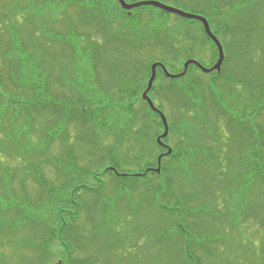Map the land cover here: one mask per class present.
I'll use <instances>...</instances> for the list:
<instances>
[{
  "label": "rangeland",
  "instance_id": "1",
  "mask_svg": "<svg viewBox=\"0 0 264 264\" xmlns=\"http://www.w3.org/2000/svg\"><path fill=\"white\" fill-rule=\"evenodd\" d=\"M138 1L146 0L128 2ZM152 1L206 18L225 53L222 77L213 79V74H202L190 65L185 79L168 81L157 67L153 87L147 93L167 121L168 134L161 142L171 153L180 150L182 156L189 152L184 159L163 160L165 166L176 169L179 184L186 191L192 183L199 189L209 184L210 191L200 196L209 204L202 208L204 215L189 218L198 225L192 240L214 239V264H264V209L254 208L257 219L237 217L250 200V191L255 190L256 198L264 201L257 195L258 185L250 187L253 172L247 165L251 157L244 164H240L242 158L237 159L238 150L250 142L247 125L256 123L264 135V109L256 120H250L253 110L264 105V0L260 1L261 13L250 11L246 25L243 19L238 23L239 14L255 0ZM217 57L216 46L201 23L188 24L151 6L137 7L133 15L125 16L113 0H0V167L5 165L10 171L0 168V182L14 192L6 199L0 197V264H36L38 252L52 250L41 243L43 235L34 239L30 233V223L49 227V221L44 210L32 211L24 193L34 198L39 190L34 176L41 178L37 167L41 168L43 157L56 160L55 166H43L44 177L56 186L59 170H68L67 159L78 165L71 177L75 183L93 187L96 178L94 172L89 174L91 164L99 174L97 179L104 180L100 175L103 166L99 165L105 164L100 159L108 146L116 151L121 173L136 172L147 164L155 169L161 148L153 144L152 136L157 133L158 137L164 129L140 103L150 77V71L142 66L158 62L176 75L188 59L207 68ZM196 78L201 85L195 83ZM205 84L215 87L217 98L241 120L237 132L212 110L211 93ZM135 99L128 112L129 102ZM60 110L66 117L60 116ZM130 113L133 130L141 126L146 131L141 139L134 131L132 135L127 130L119 132L120 120L129 122ZM75 114L85 123L84 129H80L78 118L69 120ZM190 140L202 147L201 155L195 154L197 180L188 170ZM64 144L75 156L67 154ZM262 154L264 159V148ZM70 168L75 169L74 163ZM80 168L86 173L80 174ZM239 173L243 195L231 199L228 194L238 188L232 182ZM112 187L110 181L99 197L86 195L89 208L96 202V214L80 215L77 235L84 251L77 248L78 242L70 243L67 251L72 258L84 260L78 264H107L108 259L109 264H169L182 241L175 239L178 228L174 223L179 217H168L167 209L173 204L161 201L150 205V194H160L151 187L147 194L143 186L130 190ZM173 195L177 199L180 194ZM117 241L120 246L107 249ZM195 249L198 251L196 245ZM53 251L56 255L50 264H59L57 260H62L66 250L54 244Z\"/></svg>",
  "mask_w": 264,
  "mask_h": 264
},
{
  "label": "trees",
  "instance_id": "2",
  "mask_svg": "<svg viewBox=\"0 0 264 264\" xmlns=\"http://www.w3.org/2000/svg\"><path fill=\"white\" fill-rule=\"evenodd\" d=\"M260 1L261 0H255L253 4H248V6L244 9L245 12L239 14L238 23H241V19H243L242 23L246 22L245 24H243V25H246L247 20L249 19L248 15L250 11L252 13L254 12V14L255 12H258V11L259 13H261L263 8H262V4L260 3ZM166 14H169V13H166ZM176 17L183 20L184 22H187L188 24L197 22V21H193L190 19L189 20L184 19L178 16ZM150 61H153V60H150ZM151 64L150 63L148 64L147 62L146 66L143 65L142 68L143 69L147 68L148 69L147 71L149 72ZM141 69L136 71L135 77L137 76V73L139 74V71H141ZM159 73H160V76H162L164 79L166 78L161 69H159ZM220 75L221 74L217 75V78L222 77V75L221 76ZM186 77H187V74H185L182 77V80L185 79ZM195 81H196L195 83H198L199 85H201V82H199L200 80L198 78H196ZM210 82H212V79H210ZM207 84H205L204 88L209 90V92L211 93L212 98L210 100L213 105V107L211 106L212 110H215L216 113L219 114L221 119L225 120L226 126L230 127L232 131L237 132V129L240 128L242 125V123H240L241 120L237 118L235 115H233L232 112L230 113L227 110V108L229 107L220 106L218 102V98L216 96L215 87L214 89H212L210 88V86H206ZM135 103H136V99L135 101L129 102L128 108H127L128 112L129 110L132 111L133 105H135ZM140 103L144 105L146 113H148L149 115L151 114L153 116L154 121H156L155 124L162 126L160 117L157 115V113L154 111H151L149 107L147 106V104L142 101V99L140 100ZM156 107L157 109L160 110L159 106H156ZM263 109H264V105L258 106L257 109H254L253 117L250 120H256L259 114L261 113V110ZM60 112H61V115H60L61 117H66L65 114H62L61 110ZM77 115L78 114L70 116L69 120H74L78 118L80 129L81 128L84 129L85 123L83 122L82 119L80 120V116H77ZM132 116H133L132 113H130L128 116L129 122H127L125 118H122L120 120L118 125L121 127V129L119 132H122L123 130L125 131L127 130L128 134L132 135V132L134 131L138 139H141V137L145 136L146 131L144 127H141V126L138 127L137 131L133 130L134 128H132V123H134V120ZM246 128H248L249 130L248 134L250 135V142L248 141L246 145H244L242 148L238 150L240 152L239 153L240 155L239 157H237V159L239 160L242 158V160L241 161L239 160V161H240V164H244L243 162L247 160L248 156L251 157V163L248 162V165H247L248 169H250V172H253V179H252V183L250 184V187H253L254 185H258L259 191L257 195H260L262 198H264V190L260 188L261 186L264 189V172L262 171V169L264 168V159H263V154H262L263 148H264V135L262 134L263 128H260V126L257 125L256 123H254L250 127L247 125ZM257 132L258 134H256ZM157 135L158 134L155 133L152 136V142L154 145L156 144V146L160 148V145H158V143L156 142ZM44 137L47 139L48 138L47 134H44ZM122 140H123L122 138L119 140V142L117 143V146ZM190 142H192V144L191 146H187V148L188 150L190 149L192 151L191 152L192 155H191V158L189 159L191 164L189 165L188 170L191 171V173L193 174L192 178L197 180L199 173L197 172V169H196L197 165H196L195 159H196V155H201L200 150L202 147L197 142H194L191 140ZM63 146L66 149V152L68 155L70 153L75 156V153L73 152L72 149L66 147L65 144ZM237 146L239 145L237 144L236 147ZM46 147H49V144ZM176 152L174 150L170 155H167V156L164 155L161 158V166H160L159 173H156L155 171L145 172L146 169L149 168L147 166H149L150 164H147L143 169L137 170L136 172L131 171V172L121 173L117 169L119 165L116 159V151L114 150L113 146L111 149L108 146L106 147L104 154L101 156V159H100L101 162H104L105 164L101 165L99 163V160H97V162L100 164L99 166L101 167L103 166L100 175L105 176L104 180H102L101 178L97 179V177H99V174H97L96 170H93L90 167V166L94 167V164H91L90 166L88 165V169L90 170L89 174L93 172L95 173L94 177L96 179L95 178L94 179L96 180V183L93 181L94 182L93 187L90 186V184L85 185L83 183H75L71 179V177L77 173L78 165L76 161L71 163L70 159L66 160L69 163V165L67 166L68 167L67 172L64 169L59 170V173H60L59 185L58 186L53 185L55 184V181L52 183L51 181H49L48 179L44 177L43 166H46V167L55 166L54 162H56V160L43 157L42 163H40L41 168L37 167V169H40L41 171V178H39L38 176H34L35 183L39 184L40 186L39 190L35 193L34 198H32V196H30L29 193L28 194H26V192L24 193H25V198L27 200V204L31 206L32 211H35L36 213L37 209L38 211L41 209L44 210L47 216V220L49 221V227L41 226L37 222L30 223L29 225V229H31L30 233L34 239L43 235L41 238V243H44L43 244L44 246L46 245L50 246L49 248H52V250L49 249V251L42 250L38 252L36 262L34 259V263L50 264L51 260L56 255L55 252L53 251L54 244H57L60 248L62 247V249L64 248L66 250L64 251L62 260L61 259L57 260L59 264H78V263L84 262V260L72 258L73 256H71V252L67 250L69 249L70 243L78 242L79 245H76L77 248H79L80 251H84L82 244L80 243L81 238L78 237L77 235V232L79 231L78 222L80 220V215L84 212L85 213L90 212V214H96L94 210L96 202L92 204V206L89 208V206H87L86 201H85L87 199L86 195L89 193H92L90 195L91 197L92 196L94 198L99 197L100 195H102V193L100 192L103 191L105 189V186L107 184H110V181H111L113 183L112 189H116V190L126 188V187H128L129 190L132 188H136V187L141 189L139 186H143L142 189L146 192V194L149 191L148 189L150 187L156 191L158 190L160 192L158 196L150 194V198H151L149 199L150 205H158L157 202L161 203V201L168 205L173 204L172 206L174 207L167 209L168 217L171 220L174 219V217H179L178 221H175L174 223L178 228L175 234L177 237H175V239H178V240L182 239L185 245L182 247L181 245L182 241H181L179 247H175V249L177 248L176 250H174L175 255L170 258L169 264H214V262L211 260V257L214 256V252H215V250L213 249L214 239H205L200 243L193 242L192 239H193V236L196 234L195 232H196V228L198 225L193 220L192 221L189 220V218L191 217L194 218V216L199 217V215H204L202 208L204 209L208 207L209 204L207 202H204V200L200 199V196L201 194L208 193L210 191L209 184L207 188L206 186H204L199 189V186L197 183L195 184L192 183L191 186L193 187L194 191H192V187L188 188V190L186 191L185 187L183 186L184 188L183 189L182 185L179 184L180 182L178 181V178L176 177L177 176L176 169L174 168L173 170L171 167L169 170V167L165 166V161H171L173 159L177 160L179 158L184 159V157H188V154H189V152L186 151V154L184 153V155H182L184 157H182L181 156L182 152H180V150ZM208 159L212 160V157L208 156ZM23 160L26 162V165H28V168H29L30 163L28 164V159L24 157ZM163 160L165 161L163 162ZM59 162H62V161H59ZM73 163H74L75 169L70 168V165ZM156 164H157V158H156ZM3 166H4L3 168L2 167L0 168L4 169L7 172H10L9 169L5 165ZM95 166H96V163H95ZM194 170H196V172ZM79 172L80 174H84L86 173V169L80 168ZM191 173H189V175ZM208 177L209 175L207 176V179ZM234 178L236 179L234 181L232 180L233 181L232 183L238 185V188L236 190L229 192L228 195L230 196L231 199H235L236 197H238V195H241V196L243 195V193L239 192V188H240L239 182H241V180L243 179L242 174L239 173ZM210 180H212L211 177H210ZM1 183L2 182H0V197L1 198L6 199L9 193L14 194V192L11 189L7 191L5 188H3ZM67 184H72V185L71 187H69ZM174 185L178 186L179 188H175ZM174 192L175 193L177 192L180 194L179 198L176 199V197L173 195ZM254 192L255 190L250 191V194H249L250 200L247 201L245 208L241 210V213L237 217L241 216L244 219H246L245 217L252 216V218L257 219L258 215H257L256 209H260V208L264 209V201L260 202L261 199L256 198V193ZM178 206H180V208H177ZM255 207L256 209H254ZM21 214H22L21 211L16 210V215L21 216ZM150 232L151 230H149L148 233ZM136 245L137 243L134 242L135 247ZM195 245L197 246L198 251L195 249ZM118 246H120L119 241H117L116 243H112L111 245H108L107 249L114 250ZM46 261H48V263ZM107 264H109V259L107 260Z\"/></svg>",
  "mask_w": 264,
  "mask_h": 264
},
{
  "label": "water",
  "instance_id": "3",
  "mask_svg": "<svg viewBox=\"0 0 264 264\" xmlns=\"http://www.w3.org/2000/svg\"><path fill=\"white\" fill-rule=\"evenodd\" d=\"M117 2L120 4V6L124 10H131V9H134V8H137V7H140V6H151V7H155L157 9L163 10V11H165L167 13L176 15V16L181 17V18H184V19H192V20L198 21L199 23H201V25L203 27V30H204V33L207 35V37H209V39L216 46L217 53H218L217 61L215 62V64L211 68H205L199 62H197V61H195L193 59H188L183 64V70H182V72L179 73V74H176V75H173V74L168 73L167 70L165 69V67L163 66V64H161V63L156 62V63H153L150 66V77H149V79L147 81L146 89L142 93L141 98H142V100H144L147 103L148 107L152 111H154V112L157 113V115L161 119V122H162L163 129L164 130H163V133L156 138V142L158 143V145L167 148V152L164 153V154H160L157 157V167L155 169L148 168V169H146L145 172H147V171H155L156 173H159L160 172V165H161V158L164 155L165 156L170 155L171 154V149L168 146H166L165 144H163L161 142V139L165 138L167 136V134H168V125H167L166 118H165L164 114L159 109H157L154 106L153 102L151 101V99L147 95V93L151 89L152 84H153V81H154V79L156 77V68L157 67H160L162 69L163 74L167 78H173V79L183 77L186 74L187 69H188V67L190 65L196 66L202 73H205V74H210L212 72L219 73L220 72V69H221L222 62L224 60V51H223V47H222L220 41L211 32V30L209 28V24H208L207 19L204 18V17H202V16L188 14V13L183 12L182 10H179V9L170 7L168 5H165V4L161 3V2L152 1V0L138 1V2H135V3H131V4H128L125 0H117ZM142 174H140V175H142Z\"/></svg>",
  "mask_w": 264,
  "mask_h": 264
},
{
  "label": "flooded vegetation",
  "instance_id": "4",
  "mask_svg": "<svg viewBox=\"0 0 264 264\" xmlns=\"http://www.w3.org/2000/svg\"><path fill=\"white\" fill-rule=\"evenodd\" d=\"M128 4H131V3H129L128 1L129 0H125ZM113 2L116 4V6L119 8V11H120V13L121 14H125V16H130V15H132L133 14V10L134 9H136V8H134V9H131V10H124L121 6H120V4L117 2V0H113ZM150 7V6H149ZM152 8H154V7H152ZM158 10H160V9H158ZM161 11H163V10H161ZM224 51V50H223ZM218 58V57H217ZM217 60V59H216ZM224 60H225V53H224ZM224 60H223V62H224ZM216 62V61H215ZM153 64V63H152ZM222 65H223V63H222ZM191 66H194V65H191ZM213 65H211V66H209V67H207V68H211ZM195 68H197L196 66H194ZM189 68V67H188ZM157 69H161V68H157ZM198 69V68H197ZM199 70V69H198ZM150 71V70H149ZM200 71V70H199ZM222 71H223V68H222V66H221V71L219 72V74H222ZM201 72V71H200ZM202 73V72H201ZM203 74V73H202ZM214 75L215 77H211V78H217V75H219V74H217V73H215V72H213V73H211V74H208V75ZM205 75H207V74H205ZM212 75V76H213ZM149 76H150V74H149ZM166 77V76H165ZM165 79H169L168 81H173L174 79L173 78H165ZM176 80H182V77L181 78H178V79H176ZM147 81H148V79H147ZM147 81H146V84H147ZM145 84V87L144 88H146V85ZM153 87V86H152ZM144 103H146L144 100H142ZM223 101V100H222ZM221 101V99L219 98L218 99V102H219V104H220V106H224V107H226V104H224V102H222ZM163 141V140H162ZM164 142V141H163ZM160 148H161V151H160V153H159V155L160 154H164V153H166L167 152V148H165V147H162V146H160Z\"/></svg>",
  "mask_w": 264,
  "mask_h": 264
}]
</instances>
